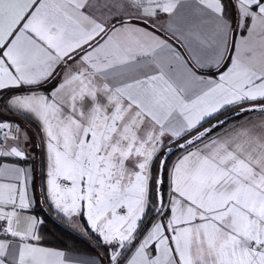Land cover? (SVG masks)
Wrapping results in <instances>:
<instances>
[{"label": "snow or ice", "instance_id": "1", "mask_svg": "<svg viewBox=\"0 0 264 264\" xmlns=\"http://www.w3.org/2000/svg\"><path fill=\"white\" fill-rule=\"evenodd\" d=\"M229 5L234 21L224 0H0V90L59 77L8 104L39 122L46 198L86 218L110 264H264V118L198 130L230 107L264 113V0ZM0 136V155L25 157L19 125ZM5 172L0 234L18 239H0V264H75L23 215L26 169ZM156 204L171 215L145 226Z\"/></svg>", "mask_w": 264, "mask_h": 264}, {"label": "trees", "instance_id": "2", "mask_svg": "<svg viewBox=\"0 0 264 264\" xmlns=\"http://www.w3.org/2000/svg\"><path fill=\"white\" fill-rule=\"evenodd\" d=\"M228 1L229 0H224L225 5L227 4ZM58 81H59V77L55 79H49L46 83L38 85V86L21 87V88L5 90L2 94H0V102L4 106V113L6 117L1 118V119H4V121H12L16 125L17 124L19 125L28 124V125H31L33 128L35 127L37 129V127L25 115L9 109L5 105V101L10 95H13V94L26 93V92H31V91L49 92L51 91V89H53L57 85ZM232 110H235V108L227 109L226 111L218 114L216 117L211 118L210 120L203 123L202 126L199 127L198 130H202L203 128L209 126L211 123L216 121L218 118H220L221 116L227 114L228 112ZM249 113L251 112H246L240 116L229 118L226 121L224 126H226L232 121H235L236 119H240L248 115ZM221 129L222 128H217L215 129V132ZM195 133L196 132L193 131L192 135H194ZM186 138L188 137L186 136ZM182 141L183 140H180V142ZM174 145L176 144H173L170 147H173ZM180 152L181 150H178L167 160V166L169 162L174 157H176V155H178ZM157 168H159V160L154 161V167H153L154 175L156 173ZM163 175H164V186H165V195H164V203H165L166 196H167L166 194L167 193V173L165 172ZM32 186H33V194H34L35 202H36L34 212L40 217L42 221L38 229V234L42 239L41 242L45 245L53 246L55 248L71 249L74 251L97 254L103 259V264H110V261L108 258V250L106 249V247L101 246L97 235L91 232V230L89 229L88 225L86 224L83 218L81 219V233H77L71 227L70 221L66 220L61 215L57 214L56 212H53L50 205L46 204V199H45V194H44V170H43V161L41 158L39 160V163L35 167V176L33 178ZM156 206L157 204L155 205V207H151V206L149 207L147 214L145 216V219H144L145 226H149L150 225L149 222H152L154 218L158 216L157 214L154 218H151ZM161 215L163 217L167 216L168 211H164Z\"/></svg>", "mask_w": 264, "mask_h": 264}, {"label": "crops", "instance_id": "3", "mask_svg": "<svg viewBox=\"0 0 264 264\" xmlns=\"http://www.w3.org/2000/svg\"><path fill=\"white\" fill-rule=\"evenodd\" d=\"M225 11H226L227 14H229L233 18V21H234L235 16H236V10H235L234 7H231L229 5V1L226 4ZM158 34H160V33H158ZM242 34H246V33L241 32V33H237L236 35L238 37L239 35H242ZM169 42L173 43L172 40H169ZM227 63H230V61H228ZM222 70L223 69H220V71H222ZM200 74L201 75H205V76H214V75H218V70L215 67L204 68V69L200 70ZM47 81H44L41 84H44ZM58 83H59V81H58ZM32 86H38V85H22V86L17 87V88L32 87ZM11 89H14V88H11ZM52 90L53 89H51V91ZM4 91L5 90H0V94H2ZM51 91H49V92L31 91V92H26V93L13 94V95H10L6 99L5 105L9 109L25 115L37 127V129L35 127L33 128L31 125H28V124H21V125L17 124L28 135V140L27 141H21V144H20L21 148L25 151V157L0 155V167H3L4 165H8L9 167L26 169L25 183L27 185V191H28L29 197L31 199V207L29 209L24 210L23 215L34 216V217L37 218V220L41 221L40 217L34 212L36 202H35V197H34V194H33V186H32L33 178L35 176V167L39 163V160L41 158L42 161H43V170H44V194H45L46 204L50 205V207L52 208L53 212H56L57 214H59L63 218H65L66 220L70 221L71 222V227L73 228V230H75L77 233H81V223L75 219L77 216L72 217V218L66 217L63 213L59 212L54 207V205L51 203L50 200H48L46 198V190H47V169H46V166H47V155H46V148L43 146V134L40 132L39 122L36 121L34 118H31L30 115L24 114V113H22L21 110L16 109V108H14V107H12V106H10L8 104V101L11 100V98L13 96H15V95L30 94L32 92H41V93H44V94H48ZM230 108H228V109H230ZM4 117H6V115L4 113V106L0 102V122L4 121V119H1V118H4ZM261 118H264V113L251 112L248 115H246V116H244V117H242L240 119H236L235 121L230 122L228 125L225 126V128L229 127L230 125H232L234 123L235 124H239L241 121H244V120H259ZM210 119L211 118H209L208 120H210ZM203 123H205V122H203ZM221 131H222V129L217 131V132H221ZM186 136H187V134H186ZM9 143L12 146L16 145L15 141H11L10 140ZM37 145H40V146L38 147ZM180 155H181V153L179 154V156ZM0 183H5V184H7V183H16L14 174L13 173H9V172H5L2 176H0ZM168 190L169 189L167 188V193H168ZM167 202H168V196L166 198L165 205H167ZM170 215H171V213L169 211H168V215L165 216V217H163L160 214V215L156 216L152 222H155L156 220H160V219H165L166 220L167 217L170 216ZM82 218L85 220V222L87 224L86 218L84 216H82ZM40 225H41V223L38 224V226H37V234H38V229H39ZM17 239L18 238L12 237L11 239H8V240H10L12 242H16ZM140 239H142V236L140 237ZM41 241H42V239L40 240V243L44 247L54 248V249H58V250H62L64 252H66L67 255H68V258L73 260L75 262V264H80V262L88 260L90 258L97 259V260L100 261V264H103V259L100 256H98L97 254H92V253H87V252H80V251H74V250H71V249L55 248L53 246L45 245ZM136 243H138V241ZM130 254L131 253L129 252L128 255H130Z\"/></svg>", "mask_w": 264, "mask_h": 264}, {"label": "water", "instance_id": "4", "mask_svg": "<svg viewBox=\"0 0 264 264\" xmlns=\"http://www.w3.org/2000/svg\"><path fill=\"white\" fill-rule=\"evenodd\" d=\"M235 111H237V109H235V110H232V111H230V112H228L227 114H225V115H223V116H221L220 118H218V119H225V118H227L226 119V121L229 119V118H231V117H235V115H233V113L235 112ZM216 121H214L213 123H211V124H214ZM210 124V125H211ZM209 125V126H210ZM209 126H207V127H209ZM207 127H205V128H207ZM203 130V129H202ZM202 130H200V131H202ZM196 134V133H195ZM194 134V135H195ZM180 143H183V141L182 142H180ZM173 151L167 156V160L175 153V152H177L178 150H179V148H178V145H174L173 147ZM166 151H167V149H166ZM165 151V152H166ZM163 158V157H162ZM159 190L165 195V186H164V183H163V185H160L159 186ZM159 208V204H157V206H156V208H155V210H154V212H153V214H152V216H151V218H154L156 215H157V209Z\"/></svg>", "mask_w": 264, "mask_h": 264}, {"label": "built area", "instance_id": "5", "mask_svg": "<svg viewBox=\"0 0 264 264\" xmlns=\"http://www.w3.org/2000/svg\"><path fill=\"white\" fill-rule=\"evenodd\" d=\"M1 122H8L9 124L12 125V131L15 132V127H16V124L12 121H1ZM0 142H2V136H0ZM4 222L3 221H0V224H3ZM0 238L1 239H11L12 237L10 235H4V234H0Z\"/></svg>", "mask_w": 264, "mask_h": 264}, {"label": "rangeland", "instance_id": "6", "mask_svg": "<svg viewBox=\"0 0 264 264\" xmlns=\"http://www.w3.org/2000/svg\"><path fill=\"white\" fill-rule=\"evenodd\" d=\"M227 125H228V124H227ZM224 127H225V126H224ZM164 151H166V150H164ZM180 153H181V152H180ZM180 153H179V154H180ZM179 154L176 155V157H174V158L169 162V164H168V167H169V168H170V167L172 166V164L176 161V159L178 158ZM46 169H47V166H46ZM167 188H168V179H167ZM168 189H169V188H168ZM166 194H167V193H166ZM166 198H167V196H166ZM75 219L81 223L82 215H81V216H77Z\"/></svg>", "mask_w": 264, "mask_h": 264}]
</instances>
